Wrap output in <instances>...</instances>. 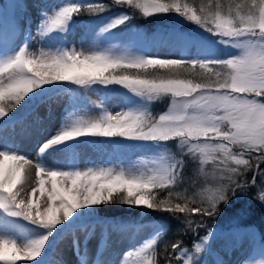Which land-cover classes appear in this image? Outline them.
Wrapping results in <instances>:
<instances>
[{"label":"snow or ice","instance_id":"1","mask_svg":"<svg viewBox=\"0 0 264 264\" xmlns=\"http://www.w3.org/2000/svg\"><path fill=\"white\" fill-rule=\"evenodd\" d=\"M112 3L137 9L145 18L175 12L218 39L209 42L195 32L156 35L129 31V48L120 51L69 47L68 35L82 23L76 18L85 10L100 13L108 6L103 0L39 5L37 29L47 38V50H31L30 28L21 30L18 44L0 50V264H64L62 254H57L61 238L83 227L87 239L92 234L87 229L93 223L101 227L105 237L110 231L151 230L148 238L129 247L114 264H129L130 258L131 264H206L203 256L212 254L211 242L216 238L212 230L195 240L191 250L180 239L161 248L158 242L167 230L165 223L109 220L99 217V208L119 203L168 213L182 221L186 232L198 235L206 227L204 218L220 215L221 205L231 206L237 194L249 188L257 189L255 199L264 206V0L229 4L226 11L220 0L214 5L210 0L199 9L180 0ZM12 7L19 8L20 4ZM131 20L128 12H120L102 22L99 33L121 36L118 29ZM83 28L96 35L95 22L83 23ZM137 41L180 55L151 56L147 49L132 50ZM216 45L237 53L220 58ZM149 68L165 70L168 75L147 78L138 74ZM197 68L206 74L205 79L183 76ZM116 70H137V74L117 75ZM68 85H119L139 99L128 97L129 106L116 113L101 108L95 117L86 116L79 104L69 106L56 131L37 143L35 159L20 153L6 134L9 125L15 129L25 117L9 116V111L23 102V112L31 114L60 92H75ZM166 96L171 97L170 106L154 116L149 106ZM35 124L37 127L21 124L17 134L30 139L34 133L46 131L38 126L41 121ZM88 138L148 144L153 158L127 169L81 168L77 158ZM172 141L177 142L178 154L170 151ZM210 161L215 169L212 187L194 195L176 190L189 162L198 163L199 172L204 174V166ZM26 166L35 169L34 186L27 192ZM154 190L166 191L167 198L157 199ZM21 221L34 227L24 232ZM73 250L79 264H89L86 241L82 244L74 239ZM95 264L105 262L97 258ZM215 264L224 261L217 259ZM249 264H264V235L260 238V258H253Z\"/></svg>","mask_w":264,"mask_h":264},{"label":"rangeland","instance_id":"2","mask_svg":"<svg viewBox=\"0 0 264 264\" xmlns=\"http://www.w3.org/2000/svg\"><path fill=\"white\" fill-rule=\"evenodd\" d=\"M64 2H68V0H0V50H7L18 44L21 30L24 28H30V45L33 52L38 53L42 48L47 50V38L41 37L37 29L41 20L39 5L41 3L59 5ZM71 2H77V0H71ZM15 4H20V7H12V5ZM116 15V13H112L108 17L95 22V36H93L90 30L85 31L83 23L86 22L80 21L82 22L80 26L68 35L66 41L67 46L76 48H90L95 46L111 47L117 51L129 48L126 37L129 31H139L138 29H135L136 27L126 28L121 32L119 31L122 33L121 36L106 37L105 34L99 33L100 24ZM170 19L176 23L180 22V18L177 15L171 16ZM172 31L173 30L170 31L168 29H156L154 30V34L160 35L164 32ZM176 32L179 31L176 30ZM191 32L204 36L209 42L218 39L214 36H212L214 39H210L209 36L204 35L206 32L197 30L194 26L192 27ZM25 34L27 35V33ZM81 40L86 41V43L82 45L80 43ZM136 48L147 49L148 54L151 56L175 57L180 55L179 52H169L166 49L163 51L162 49L154 48L149 44L144 48V43L140 41L135 43V48L132 50H135ZM216 48L217 55L223 58H228L229 54L237 53V50L226 48L223 45H216ZM68 88L75 89V92H60L56 96H53L49 101L42 102L31 114L23 112V102L22 105L18 107V110L20 111L9 112V116L20 114L26 115L27 117L21 123H18L15 126V129L12 125H9L6 134L7 141L10 144H14L20 153L26 154L35 159L37 143L43 141L56 131L69 106L79 104L82 106V111L86 116L95 117L99 114L101 108L111 113H116L129 106L128 97L139 99L132 93H129L127 89H124L119 85L107 87L103 85H92L91 87L68 85ZM164 99L171 100V97L166 96L158 101L162 102ZM158 101H154L150 106L152 107V105ZM4 103L6 106L8 101H5ZM37 120L42 122V124L38 126L46 129L43 134L34 133L30 139L21 138V136L17 134L20 130L21 124H31L34 127H37L35 124ZM152 158L153 152L151 151V146L148 144H131L127 141H123L121 138L120 142H116L112 138H88L87 145L81 149L78 155L77 163L81 168H84L85 166H111L127 169L134 166H140L141 163L145 161L150 162ZM30 173L32 174L33 181L28 184L25 192L34 186L35 169L31 168ZM127 208L138 210V212L134 213L135 215H140V210H145L130 205H128ZM22 222L25 224L24 232H26L27 229L34 227L25 221H21V224H23ZM87 231L92 233L90 236H87V239L86 229L82 227L79 231L73 230L66 233L59 241L57 252H64L65 250L69 252L70 257L68 259V264H79L78 255L73 250L74 239L80 240L82 244L86 241V251L89 264H95L97 258L104 261L105 264H114V261L120 260L122 254L125 253L129 247L133 246V244H139L148 238L151 230L145 228L139 232L127 233L110 231L107 237H105L102 235L101 227L93 223ZM214 234L216 238L214 242H211L212 254L210 256L205 254L206 264H215L217 259H223L224 264H249V261L253 258L256 260L260 258V254L256 256V254L253 253L252 244H249V248H246V253L241 254L242 250L240 243L234 242L228 237L223 238L216 232H214ZM131 259L132 258L129 259V264H131ZM18 264H34V262L20 261Z\"/></svg>","mask_w":264,"mask_h":264},{"label":"trees","instance_id":"3","mask_svg":"<svg viewBox=\"0 0 264 264\" xmlns=\"http://www.w3.org/2000/svg\"><path fill=\"white\" fill-rule=\"evenodd\" d=\"M103 2L108 6L105 11L90 14L87 12V10H85L84 14L77 17L76 19L78 21H83L86 23L88 21L98 22V20L108 17L112 13H116L118 15L120 12H128L130 15H132V20L130 21V23L118 29V31L120 32L126 28L135 27V29H138L141 33L147 34H154V30L156 29L191 32L193 26L197 30L204 32L199 28L198 25L195 24V22L188 21L185 18L179 17V23L173 22L170 19L171 16H178V14H176L175 12L168 14H157L153 17L144 19L145 17H143L137 9H132L127 6H114L112 0H103ZM209 2L210 0H180L181 4L189 3L197 9H199L201 5L207 6ZM215 2L216 0H211V3L213 5L215 4ZM220 2L225 6L226 11L229 4H232L234 6L237 3H242L243 0H220ZM192 23L195 25H193ZM204 35L209 36L210 39H214L212 38L211 34L205 33ZM146 45L147 44L144 43L145 47ZM162 50L164 51L165 49ZM219 57L223 58L221 56ZM116 74H137V70H127V72H125L124 70H116ZM138 74L147 78H158L162 75H168L165 70L151 68H149L147 71H141ZM183 76L192 78L194 80H202L206 78V74L202 73L198 68L193 73H183ZM170 101L171 100L169 99H164L162 102L158 101L157 103H154L152 107L149 108V110L154 116H157L158 114L167 111ZM112 139L116 142H120V138ZM169 148L173 154H178L180 152L177 142L175 141L169 142ZM204 168L205 173L202 174L199 172L198 163L193 164L189 162L187 164V167L185 168L184 180L176 190L187 195H194L197 192L212 187L215 183L213 179L215 169L212 162L210 161L204 166ZM251 176L252 173L249 172V180L251 179ZM256 192V188H249L243 194L238 193V198L234 199L231 202V206L225 208L223 205H221L220 215L212 219L204 218L206 227L201 228L198 235H193L191 232H186V226L182 223V221L175 219L171 214L155 212L149 209L140 210V215H135L134 213L138 212V210H131L127 208L128 205L114 203L106 206H101L99 208L98 215L99 217L113 218L116 221H136L142 222L144 224H150L154 221L158 223H165L167 226V230L158 242L161 248L165 243L170 244L172 241L180 239L183 241V245L191 250L193 242L195 240L199 239V237H203L206 234L207 230H212L218 235H221L223 238L228 237L234 242L240 243L242 250L241 254L246 253V248L249 246V244H252L253 253L257 256L258 254H260V238L262 235H264V206H261L257 203L255 199ZM153 195H155L157 199L167 198L166 191L154 190ZM236 216H238V219H234V217ZM169 251H171V249H169ZM203 259L205 260V254L203 256ZM174 264H179V262L174 261Z\"/></svg>","mask_w":264,"mask_h":264},{"label":"bare ground","instance_id":"4","mask_svg":"<svg viewBox=\"0 0 264 264\" xmlns=\"http://www.w3.org/2000/svg\"><path fill=\"white\" fill-rule=\"evenodd\" d=\"M8 104V103H7ZM7 104H6V106H7ZM18 107L19 106H17L15 109H12L11 111H9V112H17V111H20V110H18ZM27 168H28V170H29V172H28V181H27V183L24 185V188L26 189L27 188V186H28V184H30L32 181H33V177H32V174L30 173L31 172V167L30 166H26ZM31 175V176H30ZM25 193H22V195H24ZM69 250V249H68ZM57 254L59 255V254H62V258H63V260H64V264H68V259H69V257H70V254H69V252L67 251V250H65L64 252H57Z\"/></svg>","mask_w":264,"mask_h":264}]
</instances>
